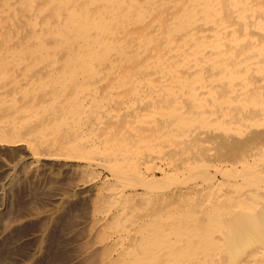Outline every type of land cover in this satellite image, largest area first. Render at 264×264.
I'll return each mask as SVG.
<instances>
[{"label": "bare ground", "instance_id": "bare-ground-1", "mask_svg": "<svg viewBox=\"0 0 264 264\" xmlns=\"http://www.w3.org/2000/svg\"><path fill=\"white\" fill-rule=\"evenodd\" d=\"M51 182L83 216L26 260ZM52 237L50 264H264V0H0V264Z\"/></svg>", "mask_w": 264, "mask_h": 264}, {"label": "rangeland", "instance_id": "rangeland-1", "mask_svg": "<svg viewBox=\"0 0 264 264\" xmlns=\"http://www.w3.org/2000/svg\"><path fill=\"white\" fill-rule=\"evenodd\" d=\"M56 182V181H55ZM55 182H51L52 184L51 185H49V186H47V188L45 187V185L43 184L42 186H41V189H40V191H42V193L39 191L38 192V194H37V196H38V198L37 199H39V201L38 202H35V203H31L30 205L31 206H29V209L27 210V213H29V212H34V211H36L37 209H38V207L40 206L39 204H40V202H44L45 200H47L49 197H51L55 192H57V191H59V192H63L66 196H67V198L63 201V202H60L59 204H56V205H54V207H52L53 205H51V207H50V209L52 210V212H53V214H52V216H51V218L50 217H47V218H45V220H43V222H41V220H40V222H39V220H33V222H29L30 224L29 225H27L24 229H22V234L23 233H28V232H30V231H33V230H38V232H39V230H41L42 231V233L44 232L45 234H44V238H43V240H41V242L39 241V243L38 242H36V243H30L29 245L28 244H25L27 247H29V248H27L25 245H22V246H20L19 248H17V249H13L16 253H19V254H21L22 256H26L25 257V259L26 260H29V259H31V257L29 258V256H27V255H29L28 254V252L30 251V249L31 248H33V244H36L37 246H40V244L42 243L43 245H44V247H46V244H47V242H46V236H47V233H51V229H53L54 227H58L60 224H65V225H63V227H67V226H70V225H75L78 221H79V217L81 218V213L79 212L80 211V209L79 210H77V212L76 211H74V210H76L79 206H80V208H82V206L83 205H79V204H81V203H79V201L78 200H76V196L74 197L73 196V194H69V189H68V187H67V185H65V184H60V183H55ZM52 187H56V188H53L52 189ZM46 188V189H45ZM49 188H51V189H49ZM45 189V190H44ZM65 189V190H64ZM64 190V191H63ZM68 190V191H67ZM34 191V190H33ZM68 192V193H67ZM71 193V192H70ZM43 194V195H42ZM75 195V194H74ZM33 196H34V194H33ZM39 196H40V198H39ZM46 197V198H45ZM66 201V202H65ZM38 203V205H37V207H36V205L35 204H37ZM25 205L27 206V203L25 202ZM25 206V207H26ZM84 206H86L85 204H84ZM61 207V208H60ZM30 208H31V210H30ZM58 209H59V211H58ZM62 210V211H61ZM61 211V212H60ZM57 212H59V214L60 215H58L57 214ZM76 212V213H75ZM57 215V216H56ZM67 215V216H66ZM71 215V216H70ZM83 216V215H82ZM52 219V220H51ZM78 219V220H77ZM61 220V221H60ZM53 221V222H52ZM61 222V223H59V222ZM69 221V222H68ZM39 222V223H38ZM45 222V223H44ZM59 224H58V223ZM63 222V223H62ZM38 223V224H37ZM52 223H55V224H52ZM57 223V224H56ZM69 223H70V225H69ZM54 225V226H53ZM43 226V227H42ZM46 229H45V228ZM50 227H52V228H50ZM43 228V229H42ZM12 229H14V228H12ZM30 230V231H29ZM44 230V231H43ZM59 230V229H58ZM57 231V230H56ZM55 231V232H56ZM36 232V231H35ZM59 232V231H58ZM54 235V234H53ZM60 240V241H59ZM44 241V242H43ZM52 243H54L53 245H52ZM63 243V240H62V238H58V239H55V237H52V239H51V247H50V249L48 250V248L49 247H47V250H48V252H47V250H46V248H45V250L43 251V253H47V255L45 256V257H43V259H41V255H40V257H38V258H36V259H41L40 261H39V263L38 264H50V263H54V262H57V261H59V260H63V259H66L68 256H69V253H73V251L72 250H70V252L67 250V251H63V250H61L60 248H58V247H60L59 245H61V244ZM50 243H48L47 245H49ZM30 246H32V247H30ZM54 248H55V250H54ZM18 249H19V251H18ZM23 250H25V251H23ZM23 251V252H22ZM26 251H28V252H26ZM51 251V252H50ZM61 251V252H60ZM26 252V253H25ZM50 253V254H49ZM55 253V254H54ZM62 253H63V255H62ZM67 256V257H66ZM29 258V259H28ZM53 258V259H52ZM33 260V261H37V260ZM47 261H46V260ZM25 260V261H26ZM56 260V261H55ZM33 261H32V264H33ZM35 263V262H34Z\"/></svg>", "mask_w": 264, "mask_h": 264}]
</instances>
